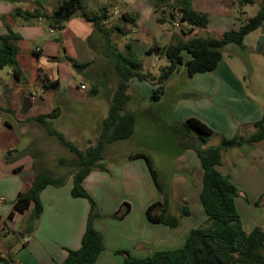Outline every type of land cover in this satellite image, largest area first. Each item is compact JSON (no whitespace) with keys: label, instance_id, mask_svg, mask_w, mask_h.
Listing matches in <instances>:
<instances>
[{"label":"crops","instance_id":"1","mask_svg":"<svg viewBox=\"0 0 264 264\" xmlns=\"http://www.w3.org/2000/svg\"><path fill=\"white\" fill-rule=\"evenodd\" d=\"M63 1L65 0H0V37L7 35L9 29L20 36V40L13 44L18 50L21 80L15 78L13 67L0 69V106L7 110L0 116V256L13 264H62L67 259L69 250L81 248L88 227L90 205L87 200L72 196L74 174L68 176L66 186H49L40 194L44 211L31 233L27 231L30 211L21 214L14 207L18 195L31 187L36 175L47 172L43 158L45 150L41 147L44 142H51L48 140L51 136L43 126H38L33 121L34 118L59 109L58 116L51 120V124H56V130L71 142L82 138L87 147H90L98 139L103 121L108 116L98 110L96 102L89 101L88 107L84 97L71 93L64 87L66 67L61 60L68 54L65 44L69 39L66 34L70 32L72 40H77L76 46L82 54L76 57V63L91 65L93 60L86 52L85 39L95 30L92 23L79 15L70 19L63 30L51 29L44 16L52 15ZM125 4L128 9L124 14L130 15V12L143 9L145 13H149V17H155L151 0H125ZM250 6L254 7L255 3ZM194 10L209 15L207 28L195 29L194 34L204 32L207 34L205 36L221 38L230 30L226 27L225 17L202 9ZM18 11L35 18L26 21L17 16ZM241 13H245L244 9H241ZM217 21L219 22L215 23ZM236 21L237 25L233 24L231 30L239 29L246 20L236 18ZM134 31L138 44L150 32L143 23L134 28ZM216 31H220L222 35H213ZM60 34L64 35V43H59ZM154 41L157 43L156 37ZM131 46L135 50L132 44ZM156 46L157 44L149 42L138 46L137 51L142 57H150L147 51ZM233 47L235 45L226 47L222 62L212 73L196 74L189 78L182 68L171 77L158 102H153L151 97H146L139 91L131 92V85L132 88L136 87L135 83L132 84L136 79L130 83L129 94L135 102L143 101L144 108L168 106L174 115L179 116L181 124L187 119L197 118L221 137L231 139L249 136L254 132L253 125L264 116V85L262 90L258 89L253 73L249 78L243 72L236 73L234 59L226 54ZM142 62V70L147 71L144 59ZM69 65L73 66L72 62ZM45 82L49 85L57 82L58 86L53 87V91L48 94L44 87L49 85ZM92 91L96 94L94 97L99 95L97 89ZM27 95L31 97L33 107L28 114H24L22 106ZM113 97L110 96V105ZM93 112L98 113L95 118L96 127L93 129L98 136L91 137L85 132L82 115L91 116ZM39 135L43 139H39ZM183 151V155H179L177 160L183 161L182 167L188 176L187 180L175 183L173 194H183L178 206L180 209L187 207L191 213L182 218L179 227L174 229L151 223L147 219V208L162 202L163 197L158 198L151 185L153 179L146 162L135 160L110 163L109 173H104L106 179L97 184L106 193L105 205L100 210L102 218L93 221L94 228L103 236L105 246L97 264H124V257L118 254L122 251L134 258H146L160 251L180 249L184 247L191 231L200 227L186 221L193 215L192 202L188 196L196 195L194 199L197 204L198 196L200 198L201 195L203 169L194 150L184 148ZM218 170L229 176L239 189L236 207L244 230L247 233L255 229L264 230V142L224 152L223 163ZM96 175L93 171L84 181L88 192L91 179ZM194 189L197 191L194 192ZM132 194L140 196V213L135 214L136 208L132 205V211L125 219L110 218ZM174 198L176 199L175 195ZM171 207L170 201L169 212ZM11 214H14L12 219ZM202 215L204 214H200L201 226L208 222V217Z\"/></svg>","mask_w":264,"mask_h":264},{"label":"trees","instance_id":"2","mask_svg":"<svg viewBox=\"0 0 264 264\" xmlns=\"http://www.w3.org/2000/svg\"><path fill=\"white\" fill-rule=\"evenodd\" d=\"M177 3V11L181 12V20L187 25L189 33L195 29H206L209 24V15L194 10L189 0H174ZM241 5H252L255 0H240ZM85 0H65L58 5L52 15H43L53 30H63L66 23L76 15H80L87 22L93 24L96 33H104L108 44L107 49L111 51L115 62V69L119 82L113 97V102L107 118L103 121L100 135L94 145L85 151L79 150L71 141L51 126V120L58 116L59 109L51 114L41 115L33 121L43 126L51 137H55L70 152L77 155L78 171L74 174V186L72 196L74 198L86 199L91 208L88 219V227L82 239L79 250H69L67 259L62 264H97L100 255L104 252V239L102 234L93 226V221L102 217L99 209L84 187V181L95 170L100 169L104 159V152L108 144L120 140L130 139L136 127V116L125 112L127 104L132 97L129 94L130 83L133 80L149 81L153 85L151 100H161L167 83L171 77L182 68L185 69L189 78L196 74H207L214 72L224 57V51L229 45L244 46L246 37L259 28L264 27V0L259 5L257 14L248 19L239 29H232L223 34L221 38L213 36L194 35L188 40H179L165 47H151L147 55L154 53L163 54L168 65L160 68V75L153 76L142 70V64L132 52L131 43L127 45V51L132 54L128 56L110 45V33L104 22L109 19L108 7H103L99 14L85 12ZM176 11V9H175ZM79 13V14H78ZM159 23H165L175 19L174 11L167 12L159 7L155 10ZM17 16L26 21L35 18L30 14L17 12ZM122 19L134 22V18L124 14ZM183 33L186 30L183 29ZM20 40V36L11 29L5 36L0 37V69L13 67L14 76L21 80V70L17 62L18 50L13 42ZM72 62L75 69L81 70L88 64ZM58 83H51L48 88L57 87ZM94 92V91H93ZM7 110L0 106V116ZM254 132L249 136H236L228 139L222 137L221 144L217 147L203 148L192 142L184 143L186 149L194 150L200 160L203 169V184L201 191V202L208 222L191 231L184 247L175 250H166L155 253L146 258H134L127 252H118L125 256L124 264H264V230L255 229L247 233L237 211L236 199L240 196L239 189L234 185L229 176L223 175L218 168L223 163V153L234 148L246 145L252 146L264 142V116L254 125ZM184 135L194 131L200 135V139L216 135L214 130L197 118L187 119L183 123ZM143 158L146 160L150 173L156 187L163 195V201L151 205L147 211V219L154 224H162L169 228H177L181 219L190 215L187 207L180 209L179 217L169 213L170 195L162 185L158 171L152 160L143 153L132 154L130 160ZM61 164L66 160L61 159ZM66 183L65 177H57L51 172H42L36 175L31 187L20 193L15 201L14 207L18 213L24 214L30 211L27 221V231L31 233L36 222L43 214L44 207L40 200V194L49 186L63 187ZM130 204H123L113 215V218L124 219L131 212ZM14 214L10 215L12 219ZM0 264H13L12 261L0 256Z\"/></svg>","mask_w":264,"mask_h":264},{"label":"rangeland","instance_id":"3","mask_svg":"<svg viewBox=\"0 0 264 264\" xmlns=\"http://www.w3.org/2000/svg\"><path fill=\"white\" fill-rule=\"evenodd\" d=\"M104 1L105 0H87L85 2V12L89 11L88 13H93L96 11L99 13L103 5L104 7H108L109 19L106 20L104 24L109 32L112 30L109 35L112 49H117L118 51L131 56L132 53L129 50L127 51V45L131 43L135 47V50H132L133 55H135L137 60H139L141 63H143L142 60L144 59L147 72L151 73L155 77L160 75L161 67L168 65L166 57L159 53L148 55L150 57H142V54L137 51L138 46L147 44L149 42H151L152 45L157 44V46H168L179 40H188L194 35H207L204 32L203 34L189 33V31H187V25L177 17H175L174 20L161 24L158 22L160 15L155 14V17L151 18L148 15L149 13H145L143 9L130 12V15L134 18V22L127 23L122 19L123 14L128 9L127 5L125 4V0H107L109 2L107 6L105 5ZM151 1L153 2L154 11L157 7H159L161 10H166L167 12L174 11V14L175 12H178L177 10H179L177 9V3L174 0ZM261 1L262 0H255V6L252 7L250 5H241L240 0H189L193 9H202L216 14L219 17H225L224 20L227 22L226 27H229L227 29L230 30L233 27V24L237 25L238 21H236V18H242L244 21H247L248 19L254 17L258 10V4ZM241 9H244V14L241 13ZM219 21L215 23H218ZM175 22L179 23L180 26L183 27L182 29L186 30L187 34H184L181 32V30L175 29ZM142 23L150 32L148 35L145 34L146 36H144L142 41H140L138 44L136 42V39L138 38H136L137 34L135 33L134 28L139 27ZM67 35L69 41L65 45L68 49V54L66 58H62L61 60L66 67V74L64 75V87L70 90L71 93L73 92L80 97H84L87 100L86 106L88 107H90L88 104L89 101H93V103L96 102L98 104V110L102 112L103 115H108L111 108L110 96H114L117 90L119 78L115 69V62L111 51H109L106 46L108 42L105 34L96 33L94 31L85 39L86 52L92 58L93 62L91 65H88L81 70H77L73 66L69 65L71 61L76 62V57L78 58L79 55L82 54L79 48L76 46L75 42H77V40H72V35L70 32H68L66 36ZM213 35L220 37L222 34L220 31H216L213 32ZM263 36L264 27L259 28L249 34L244 41L243 47L235 45V47H233L234 49H230L226 52L227 55H230L232 59H234V69L236 70V73L239 74L243 72L247 78H249L252 73L255 74L257 80L256 85L260 90H262L264 85V47L260 53L257 52V48L260 39ZM154 37H156L157 43H155ZM58 38L59 43H64L63 34L58 35ZM134 83L136 87L133 86L132 88L131 85L132 93L139 91L146 97L148 96L150 98L152 96L154 87L151 82L135 80L132 84ZM46 85L49 84L46 83ZM83 85L88 89L83 90L81 88ZM44 88L48 94L53 91L52 88ZM93 89H97L99 91V95L97 97H94L96 94L92 91ZM38 91L40 90L38 89ZM37 94H39V92ZM144 106L145 103L143 101H141V103H137L134 101V99H132V101L127 104L125 112L133 113L136 111L133 113L136 116L135 132L130 139L120 140L108 144L104 152V159L101 162L100 169L94 170L95 174L97 175L91 179L92 182L90 184V192L93 193L94 196L90 192L88 193L94 199L100 214V210L105 205L104 203L106 193L97 184L98 182L103 183L106 179V175H104V173H109L108 168L111 166L110 163H123L135 160H143L146 162V160L143 158L134 160L128 159L130 156L129 154L143 153L152 160L155 169L158 171L159 179L162 185L170 195L172 207L171 212L169 213H171L172 216L179 217L181 211L178 204L180 203L179 201L182 199L183 194H180L179 192H175V194H173V189L177 181L187 180L188 176L183 170V161L179 162L177 160L179 155H183V149L185 148L184 143L192 142L194 144L200 145L203 148L217 147L221 144L222 137L217 134L207 138L205 141H202L200 139V135L194 131H192L189 136H185L183 133V124L180 123L181 121L179 116L174 115L173 111L168 106L164 105L161 107H154L153 109H151V106H146V108H144ZM97 114L98 113L93 112L91 116L89 114L82 115V119L85 120L83 122V125H85L86 128L85 132L91 137L95 135L98 136L93 132V129L95 130L96 127L95 118ZM65 125L68 126V124ZM51 126L54 129L57 128L56 124H51ZM38 138L43 139V137H40V135ZM48 140H51V142H44L43 146L41 147L43 150H45V156L43 158L47 171L51 172L55 176L61 175V177H65L67 182V179L69 178L68 176L70 174H75L78 171L77 163L79 158L76 154L70 152L68 148L64 147L57 138L50 137ZM83 140L84 139L82 138H78V140L72 143L78 147L79 150L85 151L89 147H87V144H85ZM68 141L70 140L68 139ZM96 141L97 139L95 140L94 144ZM61 159H65L66 163L61 164ZM151 185L153 186L155 192H157L158 198L159 196L163 197L158 188L155 187L156 184L154 185L152 180ZM64 186H66V183ZM196 191L197 190L194 189V192ZM125 195L126 194H122V196ZM134 195L132 194V196H130V198L123 204L128 203L131 205V207L134 205L136 208L135 214H139L141 209L140 196L138 194ZM174 195L177 200L174 198ZM194 196L195 198L197 197L194 194L188 196L192 202L191 208L193 215L192 218L186 222L198 227L202 225V222L200 221V214H204L202 216L206 215L202 207L201 199L198 196V201L196 204V199H194ZM84 201H86V199ZM174 201L177 203H174ZM87 202L90 205L88 200ZM113 215H111L110 218L115 220H123L113 218ZM123 257L125 259V256Z\"/></svg>","mask_w":264,"mask_h":264},{"label":"water","instance_id":"4","mask_svg":"<svg viewBox=\"0 0 264 264\" xmlns=\"http://www.w3.org/2000/svg\"><path fill=\"white\" fill-rule=\"evenodd\" d=\"M264 47V36L261 37L260 42L258 44V48H257V52L260 53L262 51ZM33 104L31 102V97L29 95H27L24 98V102H23V106H22V112L24 114H28L30 112V110L32 109Z\"/></svg>","mask_w":264,"mask_h":264},{"label":"built area","instance_id":"5","mask_svg":"<svg viewBox=\"0 0 264 264\" xmlns=\"http://www.w3.org/2000/svg\"><path fill=\"white\" fill-rule=\"evenodd\" d=\"M104 2H105V5H106V6L109 4V2H108L107 0H105ZM116 15H117V12H116ZM175 17L181 19V18H182V14H181V12H179V11H178V12H175ZM174 27H175V29H177V30H181V32H183V29H182L183 27H181L179 23L175 22V23H174ZM81 88H82L83 90H86V89H87V87L84 86V85H83Z\"/></svg>","mask_w":264,"mask_h":264}]
</instances>
